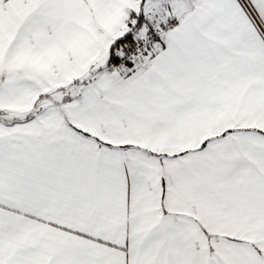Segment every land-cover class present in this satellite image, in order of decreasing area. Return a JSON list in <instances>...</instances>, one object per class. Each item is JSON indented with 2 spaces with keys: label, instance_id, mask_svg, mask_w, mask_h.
Masks as SVG:
<instances>
[{
  "label": "snow or ice",
  "instance_id": "1",
  "mask_svg": "<svg viewBox=\"0 0 264 264\" xmlns=\"http://www.w3.org/2000/svg\"><path fill=\"white\" fill-rule=\"evenodd\" d=\"M0 264H264V0H0Z\"/></svg>",
  "mask_w": 264,
  "mask_h": 264
}]
</instances>
